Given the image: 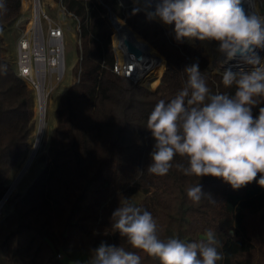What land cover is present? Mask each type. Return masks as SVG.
I'll list each match as a JSON object with an SVG mask.
<instances>
[{"label": "trees", "instance_id": "trees-1", "mask_svg": "<svg viewBox=\"0 0 264 264\" xmlns=\"http://www.w3.org/2000/svg\"><path fill=\"white\" fill-rule=\"evenodd\" d=\"M102 1L118 15L113 17L115 30L107 11L96 10L89 0H63L76 21L73 83L78 82L55 110L56 126L43 155L46 165L16 197L13 211L0 219V264H63L58 255L88 256L101 242L137 252L141 264H159L132 249L112 227V213L138 191L143 197L137 206L152 214L161 239L194 242L211 229L223 256L217 264H264V187L253 181L233 189L221 178L186 176L176 167L187 164L179 155L166 175L147 172L155 143L146 128L148 116L160 100L170 102L184 87L186 67L198 64L213 94H234L235 86L225 88L222 74L209 70L201 50L178 41L131 0ZM259 1L264 6V0ZM4 3L6 11L0 10V195L28 150L34 125L31 90L2 55L4 36L20 15L21 0ZM121 34L137 37L145 59L142 68L162 74L164 59L160 82L177 71L176 86L154 92L114 73L113 48L117 59L115 41ZM260 108L264 99L252 107L254 118ZM198 183L215 203L207 196L199 203L187 197V189Z\"/></svg>", "mask_w": 264, "mask_h": 264}, {"label": "clouds", "instance_id": "clouds-1", "mask_svg": "<svg viewBox=\"0 0 264 264\" xmlns=\"http://www.w3.org/2000/svg\"><path fill=\"white\" fill-rule=\"evenodd\" d=\"M0 10L6 11L4 0ZM150 15L165 25L174 24L178 41H216L227 59L239 55L253 70L225 71L222 83L225 88L234 85V94H213L198 64L186 67L184 87L170 102L160 100L148 116L146 128L155 143L147 172L166 175L179 155L187 164L176 167L186 176L221 178L233 189L253 181L264 187V108L258 118L252 115V107L264 99V65L255 51L264 49V15L257 10L246 13L241 0H159ZM205 196L215 203L199 183L187 189L194 203ZM112 220L132 249L159 264H217L223 259L213 230L194 242L161 239L152 214L127 199L112 213ZM90 264H141V255L101 242Z\"/></svg>", "mask_w": 264, "mask_h": 264}, {"label": "built area", "instance_id": "built-area-1", "mask_svg": "<svg viewBox=\"0 0 264 264\" xmlns=\"http://www.w3.org/2000/svg\"><path fill=\"white\" fill-rule=\"evenodd\" d=\"M56 2L65 13L73 15L66 10L63 0H21L20 15L11 25V28L17 31V37L14 41V57L11 61H6L12 66L16 76L31 90L34 104L38 89L40 87L46 89L52 81L62 80L66 72L63 29L58 20L49 13V8ZM79 26L80 23L78 24L80 45ZM113 72L133 82L123 73L117 59L113 65ZM65 95L64 91L63 97Z\"/></svg>", "mask_w": 264, "mask_h": 264}, {"label": "rangeland", "instance_id": "rangeland-1", "mask_svg": "<svg viewBox=\"0 0 264 264\" xmlns=\"http://www.w3.org/2000/svg\"><path fill=\"white\" fill-rule=\"evenodd\" d=\"M89 1L92 3L93 7L96 10H98L100 12L105 11V8L101 4H98V2L96 0H89ZM131 1L134 5H138L141 8H143L147 14H149V15L151 14V12L148 10V8L143 7L139 3L138 0H131ZM256 10L258 11L259 14L264 15V6L262 5V3L259 0H256ZM153 19L155 21H157L166 31H170V32H173L175 34L174 29H173L174 24L168 26V25H165L164 23H161L162 21L159 20L158 18H156V19L153 18ZM121 20H124V19L121 18ZM111 31H112V29H111ZM16 37H17V31L14 28H11V31L8 32V35L4 36L5 46H3V48H2V55L5 58V60L11 61L14 57V41H15ZM183 40L188 45H190L191 47L202 51V53L207 57L208 68L213 74H223V73L218 72L217 70L214 69V63H213L212 56H213V53L217 52V45H215V43H213L215 41H208V40L200 41L199 40L197 45H193V44H190L186 38ZM65 43H66L65 64H66V68L68 69V72L71 73L70 76L71 75L73 76L72 82H70L68 75H65L62 78V80H60V81L54 80L47 85V87L50 90L48 93V99L52 101V103H49L47 105V117H46V119L48 122V126H47L48 129H46L45 136L42 140V145L39 149L40 151H38L36 158H35L36 160H34L33 164L31 165L32 170L29 169V171L23 177L22 182L19 184V186L17 187V189L15 190L13 195L10 197V199H8L7 203L4 205L3 211L0 214V219L7 216L8 214H10L13 211L14 200L16 199V197L25 192L27 187L32 183V181L37 177V175L41 172V170L46 165V161L44 160L43 155H47L48 143L50 141V137L52 136L53 131H54L55 126H56V121L53 122L55 119V110L58 107L59 102L61 101V98H62L64 91L66 90L67 86L70 84H73V82H74L73 80H74V75H75V67L73 69L71 68V66L73 65V62L75 60V54H76L74 35L71 33H68L66 36ZM111 44L113 47L112 35H111ZM115 46H116V41H115ZM114 59L116 60L115 49H114ZM262 60H263L262 63L264 65V58H262ZM178 77H179V74L177 71H175V73L167 75L166 77H164L161 80L160 84L155 89H151L149 85H146L143 83H135V84H140V85L144 86L145 88H148L149 90L154 91V92H163L165 90H169V89L175 87ZM33 120H34V125H33L32 132H31V140L29 142V146L34 143L35 138H36L35 134L33 133L35 130V125H36L35 123L37 122V119L35 118V114H34V109H33ZM26 153L23 155V157L20 159L17 166L14 168L12 175L10 176L9 181L7 183V187L12 183L16 170L21 167V164H22L21 162L24 159ZM142 197H143L142 192L138 191L128 201L137 205L139 203V201L142 199ZM231 227L232 226L230 224L226 225V228L230 232H232ZM69 255H70L69 257H64V254L62 253L60 255V257H58V258L60 260H62L63 264H90L92 252H89L88 256H86L84 254H77V253H71Z\"/></svg>", "mask_w": 264, "mask_h": 264}, {"label": "bare ground", "instance_id": "bare-ground-1", "mask_svg": "<svg viewBox=\"0 0 264 264\" xmlns=\"http://www.w3.org/2000/svg\"><path fill=\"white\" fill-rule=\"evenodd\" d=\"M139 3L143 7H147L151 13H154L156 6L152 7L151 3L148 0H138ZM252 12L256 10V0H247ZM49 13L53 15L58 20V23L63 29V43L64 47H66V36L68 33L74 35L76 39V21L67 13H65L64 9L60 6L59 3H55L53 7L49 8ZM114 16L108 18L110 24L114 27ZM130 29V28H129ZM131 30V29H130ZM132 31V30H131ZM133 32V31H132ZM135 33V32H133ZM136 34V33H135ZM143 40V39H142ZM129 42L130 44L134 45L138 49L137 37L136 36H129L126 34H121L119 38L116 39V50H117V61L118 64L121 66V70L123 73L132 80H136L137 83H143L149 85L151 89H155L156 85L160 82V78L163 74V66H164V59L162 62V74L160 72H154L149 69H145L141 67L140 62H145L144 57L131 55L126 50L125 42ZM144 41V40H143ZM148 44L146 41H144ZM217 45V52L213 53V63L214 69L218 72L224 73L225 71L232 70L230 60L227 59L226 54L220 52L218 42H213ZM149 45V44H148ZM150 46V45H149ZM259 56V55H258ZM261 65H263V60L261 56H259ZM73 69V66H71ZM241 71L245 72V69L241 67ZM70 72L66 68L65 75H68L70 82H72L73 76H70ZM49 88L46 89L40 87L37 91V96L34 104V114L37 122L35 123V130L34 134L36 136L35 141L32 145L28 147L27 153L22 160L21 167L16 170L14 174V178L12 183L8 186V191L0 198V214L3 211L4 205L7 203L8 199L13 195L19 184L22 182L23 177L25 174L31 169V165L33 164L34 160H36V155L38 151H40V147L42 145V140L45 136V132L48 122H47V105L52 103L51 100L48 99ZM51 98V97H50ZM49 120V119H48ZM32 170V169H31ZM31 172V171H30Z\"/></svg>", "mask_w": 264, "mask_h": 264}, {"label": "water", "instance_id": "water-1", "mask_svg": "<svg viewBox=\"0 0 264 264\" xmlns=\"http://www.w3.org/2000/svg\"><path fill=\"white\" fill-rule=\"evenodd\" d=\"M100 2V4L105 8V10L107 11L108 13V18L112 16H117V14H115L111 8L107 5H105L103 3L102 0H98ZM150 3H151V6L154 7L157 5V3L159 2V0H148ZM135 6H138V5H135ZM241 6L243 7V9L245 10L246 13H251L252 10L247 2V0H241ZM141 10L145 11L143 8H141L140 6H138ZM146 12V11H145ZM131 29V28H130ZM132 30V29H131ZM133 31V30H132ZM125 45H126V50L129 54L131 55H135V56H140V51L132 44H130L129 42H125ZM256 54L261 56V58H264V49H256ZM113 52H114V48H113ZM80 60H82V55H81V48H80ZM230 63H231V68L233 70L234 73H238L240 72L241 70V67L245 69V72H251L253 70V66L252 65H249L247 63H245L243 61V59L237 55L235 58L231 59L230 60ZM134 83H137L136 80H132ZM75 83L73 84H70L67 86L65 92H66V100L68 98V90L70 89V87H72ZM31 185V184H30ZM8 191V187L5 189V191L0 195V198Z\"/></svg>", "mask_w": 264, "mask_h": 264}, {"label": "crops", "instance_id": "crops-1", "mask_svg": "<svg viewBox=\"0 0 264 264\" xmlns=\"http://www.w3.org/2000/svg\"><path fill=\"white\" fill-rule=\"evenodd\" d=\"M75 65H76V57H75V60H74V62H73V68L75 67ZM74 81V80H73ZM53 122H55V119H54V121Z\"/></svg>", "mask_w": 264, "mask_h": 264}]
</instances>
